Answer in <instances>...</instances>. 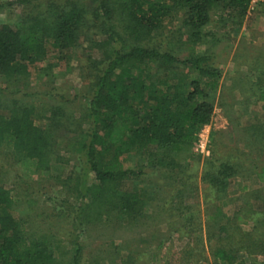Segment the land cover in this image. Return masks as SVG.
Masks as SVG:
<instances>
[{"label":"rangeland","instance_id":"1","mask_svg":"<svg viewBox=\"0 0 264 264\" xmlns=\"http://www.w3.org/2000/svg\"><path fill=\"white\" fill-rule=\"evenodd\" d=\"M51 1L0 0V23H20ZM182 17L179 14L166 22L154 33L152 42L180 58L187 55L188 38ZM205 33L197 52L209 50L222 73L214 117L202 129L207 148L202 152L196 143L179 157L181 168L170 173L148 166L146 156L128 154L127 165L143 167L145 173L139 179H129L125 188L148 194L145 215L136 221L119 217L116 211L105 215L110 218L84 220V194L93 174L78 133L95 129L87 117L97 75L89 61L99 53L96 49L92 52L87 34L71 52L47 59L42 71L36 69L15 79L0 76V100L10 107L14 101L37 104L38 110L44 111L40 122L52 125L61 141L48 178L27 177L9 150L1 149L0 179L13 189L12 212L25 222L29 233L61 239L54 248L64 264L71 263L79 244V264H215L216 245L235 239L223 240L228 233L221 230V224L212 227L206 221L220 199L225 201L223 223L236 227L238 219L230 222L227 217L238 213L245 220L239 224L236 238L245 248L233 253L234 262L264 264V247L249 246L251 240L264 245V182L256 176L264 166V0L251 3L244 16L240 11H220L205 27ZM222 160L231 161L238 172L227 188L212 193L202 178L211 163ZM67 176L72 179L69 184L63 182ZM77 182L78 190L74 188ZM250 233L252 238L246 235ZM209 235L213 236L211 241Z\"/></svg>","mask_w":264,"mask_h":264},{"label":"trees","instance_id":"2","mask_svg":"<svg viewBox=\"0 0 264 264\" xmlns=\"http://www.w3.org/2000/svg\"><path fill=\"white\" fill-rule=\"evenodd\" d=\"M250 4L251 0H90L88 4L54 0L20 23H0V76L7 79L42 71L47 59L71 52L83 34L92 42V52L99 51L89 61L97 73L87 108L95 129L78 133L93 174L84 194V220L102 219L113 211L134 221L145 215L147 192L125 188L129 179L145 173L143 167L127 165L128 154L146 156L148 166L167 173L181 168L179 157L192 150L214 117L221 87L222 73L210 51L199 54L197 45L205 40V27L214 15L240 11L244 16ZM179 14L188 32L184 58L152 43L154 33ZM42 113L35 103L14 101L10 107L0 100V150H9L27 177L50 176L61 142L52 125L40 122ZM237 172L231 161L222 160L211 163L202 179L219 194ZM256 176L264 182V166ZM71 180L67 176L63 182ZM74 188L78 190L80 182ZM14 204L13 189L0 179V264H64L54 248L61 239L29 233L12 212ZM224 204L220 199L214 212L206 215L212 227L221 224L228 233L220 241L235 238L233 243L216 245L215 264H240L234 262L233 253L245 248L241 239L236 240L245 220L238 213L227 217L230 222L238 219L236 227L223 223ZM246 235L252 238V233ZM251 242L252 248L264 247ZM81 248L79 244L70 264L80 263Z\"/></svg>","mask_w":264,"mask_h":264},{"label":"built area","instance_id":"3","mask_svg":"<svg viewBox=\"0 0 264 264\" xmlns=\"http://www.w3.org/2000/svg\"><path fill=\"white\" fill-rule=\"evenodd\" d=\"M255 2H256V0H251L252 4ZM202 131L199 134L197 145L201 149V151L203 152L207 148V138L205 137L204 132H202Z\"/></svg>","mask_w":264,"mask_h":264}]
</instances>
